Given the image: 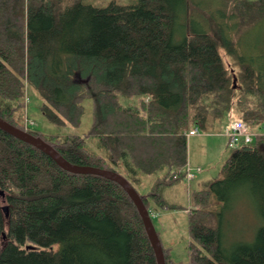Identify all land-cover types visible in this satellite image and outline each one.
Returning a JSON list of instances; mask_svg holds the SVG:
<instances>
[{"label": "trees", "instance_id": "1", "mask_svg": "<svg viewBox=\"0 0 264 264\" xmlns=\"http://www.w3.org/2000/svg\"><path fill=\"white\" fill-rule=\"evenodd\" d=\"M217 1L0 0V117L74 164L117 171L151 214L172 209L162 191L187 175L189 131L228 117L264 125V69L243 63L236 41L264 31V0ZM27 85L58 125L79 126L91 100L89 131L43 136L27 126ZM0 190L9 208L6 216L0 204V264H158L120 184L67 171L1 128ZM191 196L190 258L163 247L166 264H264V134L241 142L221 176ZM239 206L257 230L252 241L229 242L225 226Z\"/></svg>", "mask_w": 264, "mask_h": 264}, {"label": "rangeland", "instance_id": "2", "mask_svg": "<svg viewBox=\"0 0 264 264\" xmlns=\"http://www.w3.org/2000/svg\"><path fill=\"white\" fill-rule=\"evenodd\" d=\"M77 0H62L65 6ZM83 4L92 5L98 8H106L112 4L134 5L138 0H80ZM211 2L212 5H218L217 0H205ZM236 31V30H235ZM235 33L230 31V35ZM238 55L243 58V63L249 64L256 69H264V31L260 28H252L247 32L237 35ZM226 63H232L233 60L225 57ZM26 118L27 126L31 125L34 130L42 132L43 136L49 134H76L85 135L92 125V101L87 100L85 105V113L82 117L81 124L74 126L72 124L58 125L52 122L43 111L44 99L39 92L27 85L26 87ZM33 121V124H31ZM235 121L234 117L226 118L215 129L199 128L196 135H188V166L196 171V176L192 180L186 177L175 181L165 187L162 191L163 197L167 202L173 205L172 209L159 208L153 211L151 216L160 237L162 245L170 251L171 257L178 261H188L190 255L187 250L191 237L189 235V214L194 208L192 200V192L207 187L208 184L221 176L223 166L233 152L239 148L240 144L229 145L225 136V131L231 127ZM251 132L255 134L264 133V125L252 128L244 122ZM196 127H194L195 129ZM257 136V135H255ZM253 138V141L255 139ZM252 141V142H253ZM200 168V171L197 169ZM152 179H147L145 185L150 187ZM143 190V189H142ZM1 191V190H0ZM0 204L2 208L7 205L6 193L0 192ZM175 206V207H174ZM239 206L234 215V221H230L225 226L226 239L229 242L233 239L231 235H240L244 241H252L254 239L257 223L254 213L250 210L241 209ZM245 209V208H244ZM240 233V234H239ZM239 238V236L237 237Z\"/></svg>", "mask_w": 264, "mask_h": 264}, {"label": "water", "instance_id": "3", "mask_svg": "<svg viewBox=\"0 0 264 264\" xmlns=\"http://www.w3.org/2000/svg\"><path fill=\"white\" fill-rule=\"evenodd\" d=\"M233 82H234V88H236L237 87L236 85L237 77L236 76H234ZM0 128L6 131L7 133L13 135L14 137L39 148L44 153L49 155L60 167H62L63 169L67 171H70L76 174L98 175V176H102L104 178L110 179L120 184L128 192V194L130 195V197L136 204L141 214L148 237L154 248L158 264H166L163 245L156 231V228L154 226L150 211L146 207L143 199L141 198L140 194L135 189V187L123 175H121L117 171L110 170V169H103V168L94 167L90 165L74 164L68 161L65 157H63L51 144L46 142L43 138L34 136L30 132L18 128L17 126L11 124L10 122L3 119L2 117H0ZM0 192L4 193L3 190H1ZM8 209H9L8 205L2 208V210L6 213V216H8L9 214ZM3 236H4V239H6L7 236L5 233L3 234ZM27 248L33 249L36 247L33 245H28Z\"/></svg>", "mask_w": 264, "mask_h": 264}, {"label": "built area", "instance_id": "4", "mask_svg": "<svg viewBox=\"0 0 264 264\" xmlns=\"http://www.w3.org/2000/svg\"><path fill=\"white\" fill-rule=\"evenodd\" d=\"M31 124H33V121H31ZM198 133H199V127L197 126L195 129L189 131L188 135H196ZM255 135L251 132L250 128H248V126L241 120L234 121L231 127L225 131V136L228 139L229 145H235L238 143L240 144L241 142L251 143ZM186 168H187L186 178L190 181L195 178L196 171H194L193 168H190L188 165ZM200 170H201L200 168L197 169V171Z\"/></svg>", "mask_w": 264, "mask_h": 264}]
</instances>
